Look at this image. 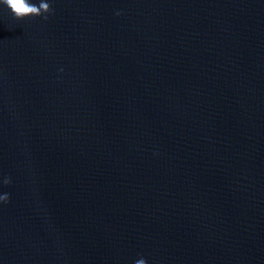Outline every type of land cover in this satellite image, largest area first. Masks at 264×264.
<instances>
[{
	"label": "water",
	"instance_id": "obj_1",
	"mask_svg": "<svg viewBox=\"0 0 264 264\" xmlns=\"http://www.w3.org/2000/svg\"><path fill=\"white\" fill-rule=\"evenodd\" d=\"M43 2L0 3V264H264V0Z\"/></svg>",
	"mask_w": 264,
	"mask_h": 264
},
{
	"label": "clouds",
	"instance_id": "obj_2",
	"mask_svg": "<svg viewBox=\"0 0 264 264\" xmlns=\"http://www.w3.org/2000/svg\"><path fill=\"white\" fill-rule=\"evenodd\" d=\"M0 3L7 6L16 19H23L29 16H43V18L47 20L48 16L46 14L53 11L49 3L43 2V0H41L38 6L30 3L29 0H0ZM116 14L119 15L120 13ZM3 183L8 185L11 183V180L5 179ZM9 199L10 197L7 193L0 195V202L7 203ZM135 264H146V261L144 259H139Z\"/></svg>",
	"mask_w": 264,
	"mask_h": 264
}]
</instances>
